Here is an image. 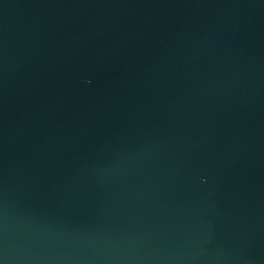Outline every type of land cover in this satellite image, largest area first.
Here are the masks:
<instances>
[{
  "label": "water",
  "instance_id": "95a60500",
  "mask_svg": "<svg viewBox=\"0 0 264 264\" xmlns=\"http://www.w3.org/2000/svg\"><path fill=\"white\" fill-rule=\"evenodd\" d=\"M0 264H264V0H0Z\"/></svg>",
  "mask_w": 264,
  "mask_h": 264
}]
</instances>
